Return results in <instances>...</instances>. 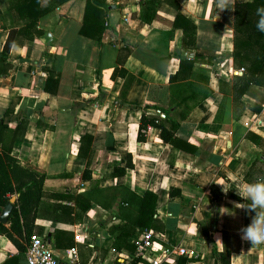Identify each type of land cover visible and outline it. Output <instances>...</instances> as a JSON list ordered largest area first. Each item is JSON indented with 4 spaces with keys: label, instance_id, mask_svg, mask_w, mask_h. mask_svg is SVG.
<instances>
[{
    "label": "crops",
    "instance_id": "1",
    "mask_svg": "<svg viewBox=\"0 0 264 264\" xmlns=\"http://www.w3.org/2000/svg\"><path fill=\"white\" fill-rule=\"evenodd\" d=\"M9 1L0 0V58L10 30L19 29ZM175 1H164L158 20L148 24L138 0H106V28L97 42L80 34L87 0H67L39 19L40 35L11 46L4 62L11 69L0 71V119L11 129L26 123L11 156L47 176L41 208L75 207L55 198L70 190L115 196L109 208L93 201L74 226L52 223V211H40L35 234L74 229L78 264H149L124 243L117 248L109 233L123 223L121 198L146 192L156 196L151 230L155 246L171 251L168 264H221L218 254L225 250L229 264H264V244L251 245L239 231L255 215L240 206L245 176L264 149V88L251 86L240 97L233 92L234 76L243 74L232 58L234 9L252 0ZM177 13L195 23L196 48H183V30L172 27ZM196 52L202 57L193 74L172 82L180 56L194 59ZM48 72L60 75L58 85L48 83ZM181 111L188 112L182 120ZM143 113L167 127L164 113L178 120L176 137L193 150L165 143L150 125L139 139ZM86 134L92 137L84 149L89 165L79 155ZM3 140L0 147L9 145ZM88 167L91 179L83 177ZM116 168L124 172L114 174ZM257 180L264 178L251 177ZM137 203L125 208L134 215ZM55 249L62 255L67 248ZM25 251L0 233V264H25Z\"/></svg>",
    "mask_w": 264,
    "mask_h": 264
},
{
    "label": "trees",
    "instance_id": "2",
    "mask_svg": "<svg viewBox=\"0 0 264 264\" xmlns=\"http://www.w3.org/2000/svg\"><path fill=\"white\" fill-rule=\"evenodd\" d=\"M65 1L67 0H50L45 6H41V0L9 1V6L12 10L11 18L15 27H19V29L10 30L4 44L0 58L1 72L8 73L11 69L10 64H4L11 46L14 43L22 44L24 40L33 39L35 34L40 35L41 32L37 29L39 19ZM164 1L171 3L175 0H138L141 8L140 19L148 24L158 20V10ZM176 8H178L177 3ZM258 8H264V0L240 2L235 5L232 58L235 69L243 68L244 71L242 75L234 76V97L242 96L251 86L264 88V32L257 28V23L260 19L257 14ZM107 10L106 0H87L80 34L100 42L101 34L106 28ZM172 27L183 30V48L185 50L196 48V25L194 22L177 13L172 22ZM200 57H202L200 52L195 53L194 59L180 56L179 70L175 76H171V81L175 82L181 76L182 79L188 78V76L183 77L182 74L185 72L188 75H192L196 60ZM119 71L120 69H115L114 73ZM59 77L58 73L48 72V83L58 85ZM46 90L51 91L49 86H46ZM196 95L195 93L194 96ZM151 106L154 107V105L150 104L144 107ZM187 114L188 112L181 111L179 112V118L182 120L186 118ZM164 115L170 123L169 127L161 122L159 123L157 117H147L143 113L140 120L138 138L141 139L142 131L146 130L148 125H150L160 129L161 139L165 143L171 144L176 148L193 150L181 144L176 137V130L180 122L169 118L165 113ZM25 124L21 122L15 129H11L0 119V142H3L5 138L10 140L9 145L3 144L0 147V208L8 203L12 195H18L9 217L8 225L0 223V233L6 235L19 251L26 250L30 237L35 234V228L36 226L38 227L36 220L40 217V211L51 210L53 216L50 222L52 223L74 226L76 223L81 222L84 212L91 206L93 201L109 208L114 202L112 201L114 200L113 198H115V196L111 198L109 194H105L102 190L93 192L92 189L82 193L70 190L58 194L55 198L73 202L75 207L56 203L50 204L48 209L41 208L44 196V181L47 176L38 173L32 168L22 166L17 159L11 156L13 142L20 135L19 132L22 129V133H24ZM91 139L92 137L87 134L81 136L80 156L85 155V144L88 143L90 145ZM85 156L87 165H89L91 158L89 155ZM123 172V168H116L114 174H122ZM255 174L261 179L264 178V149L256 156L245 176V181L248 183L253 182L251 177ZM83 177L91 179L89 167L84 171ZM133 198L135 199H132V196L130 198L126 196L121 198L120 210L123 223L109 228V233L115 238L117 248H119L120 243H124L129 250L134 249L130 245L131 234L135 233L137 228L143 231L144 229H153L156 226L154 224L156 196L146 192L144 197L134 195ZM132 201H138L134 215L131 213V208H125V204L130 205ZM41 229H39L40 234L43 233V227ZM46 237L50 240L54 249L70 248L74 245L75 240L74 229L61 228L60 226L46 234ZM230 254L226 250L218 254L221 264H229Z\"/></svg>",
    "mask_w": 264,
    "mask_h": 264
},
{
    "label": "built area",
    "instance_id": "3",
    "mask_svg": "<svg viewBox=\"0 0 264 264\" xmlns=\"http://www.w3.org/2000/svg\"><path fill=\"white\" fill-rule=\"evenodd\" d=\"M124 20L129 18L124 16ZM241 68L238 72H243ZM155 233L151 229H144L138 235L131 238L134 245V257L146 260L149 264H168L170 261L171 251H164L154 244ZM79 236H76L78 238ZM159 253L158 251H161ZM183 246H178L176 252L180 255L185 253ZM174 252V251H173ZM62 255L52 247L50 240L46 235L33 234L24 253L25 264H73L77 262L78 251L75 247L62 250Z\"/></svg>",
    "mask_w": 264,
    "mask_h": 264
},
{
    "label": "clouds",
    "instance_id": "4",
    "mask_svg": "<svg viewBox=\"0 0 264 264\" xmlns=\"http://www.w3.org/2000/svg\"><path fill=\"white\" fill-rule=\"evenodd\" d=\"M257 14L260 17L257 28L264 32V8H258ZM242 197L246 203L240 207L254 211L255 215L247 226L239 230L241 239L250 241L251 245L264 244V180L249 183L246 188V195Z\"/></svg>",
    "mask_w": 264,
    "mask_h": 264
},
{
    "label": "water",
    "instance_id": "5",
    "mask_svg": "<svg viewBox=\"0 0 264 264\" xmlns=\"http://www.w3.org/2000/svg\"><path fill=\"white\" fill-rule=\"evenodd\" d=\"M48 36L50 38V34ZM183 55L187 56L188 53L184 52ZM15 202H16V196H12L9 199L8 203L4 207L0 208V223L2 224L8 223ZM73 264H78V263L75 262Z\"/></svg>",
    "mask_w": 264,
    "mask_h": 264
}]
</instances>
